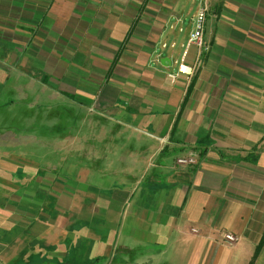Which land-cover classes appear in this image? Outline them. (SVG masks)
<instances>
[{
    "label": "crops",
    "instance_id": "obj_1",
    "mask_svg": "<svg viewBox=\"0 0 264 264\" xmlns=\"http://www.w3.org/2000/svg\"><path fill=\"white\" fill-rule=\"evenodd\" d=\"M210 6L203 51L179 0H0V106L48 90L77 108L56 135L3 133L0 195L21 196L29 223L0 226V264H250L264 236V0ZM40 139L45 151L29 148ZM48 140L51 183L36 181ZM6 151L27 152L18 165Z\"/></svg>",
    "mask_w": 264,
    "mask_h": 264
},
{
    "label": "rangeland",
    "instance_id": "obj_2",
    "mask_svg": "<svg viewBox=\"0 0 264 264\" xmlns=\"http://www.w3.org/2000/svg\"><path fill=\"white\" fill-rule=\"evenodd\" d=\"M211 1V0H210ZM179 4L180 6L183 8V12L185 14H188L189 16L193 15L197 9V5L199 7V0H179ZM210 10H211V6H210ZM210 13V11H209ZM209 15V14H208ZM184 23V22H183ZM185 25H189V22H185ZM192 26V25H191ZM36 30V29H34ZM206 30V29H205ZM204 40H205V35H204ZM39 41L37 40V38L34 37V35L30 36L29 39V43H28V48L26 44H23L24 46V51H29V53L33 56V58L30 59V75H36L38 68L36 66H34V64H37L38 61V53H40L41 51V46L38 45ZM209 43L205 40L204 44L202 47L203 51H208L210 46L208 45ZM14 51L17 52H21V48L22 45L21 43H14ZM28 49V50H27ZM20 50V51H19ZM9 63L14 64V68H18L19 70H23V65L22 66H17V64L19 65V63L21 62V60L18 58H16V54L13 57L12 60L8 59ZM25 71V70H24ZM47 81V80H46ZM8 96V100L11 98L12 100L9 101L8 103H6V101H2L0 107V113L2 118L5 120L6 122V127L0 128V133H5L6 131L10 132V130H14V131H18V129L20 127H30L33 128L34 130H38L40 129L39 132H41L40 134H45L47 132V134H57L58 132L61 131H65L67 126L69 127V120L67 118L64 117H68L70 116L72 119L74 118L73 112L75 110H77V108H75V106L73 105V103H70L69 99L67 96H62L61 97V101H57L52 100V92L47 90L46 93V98H42V93H37V92H21L19 93H6ZM37 94H39V98H37ZM28 97L29 98L27 100H20V97ZM36 98H35V97ZM51 97V98H50ZM37 99V100H36ZM39 99V100H38ZM10 103V104H9ZM9 104V105H7ZM75 110H74V109ZM61 111V114L63 117L59 116V113ZM42 116L46 117V123L38 122V119L41 118ZM55 118H57V122H55ZM59 120H62V123H59ZM45 132H44V130ZM46 134V135H47ZM48 137V136H47ZM5 138H8L7 136L0 135V145L1 144H5ZM13 141V148L16 147H20V145L22 144L21 142L26 141L27 139H21L20 137H13L12 139ZM45 140V139H44ZM11 141V140H10ZM34 140H31V144L29 146V148L34 149L35 151L38 150V147H40V151H45V149L43 148L42 142L43 139H40V142L38 143V141H35L33 143ZM69 145L70 143H68V141H62V147L63 150L65 149V151H69ZM10 146V144H9ZM47 148L51 149L50 154L46 156V161H45V171L49 172L47 173V176L43 179L41 177H39L38 179L36 178V181H46L47 183H51V171L54 170L53 167V162H52V151L54 148V141L52 140H48L47 142ZM11 157L16 158L18 156L17 159V163L18 165H20L22 163V157L21 155L27 151H23L21 153V151H6ZM21 153V154H20ZM1 154V153H0ZM2 156H0V160L2 161ZM17 164H14V168H16ZM257 176V173L255 172V177ZM23 183V182H22ZM257 191V190H255ZM5 192V191H4ZM3 191L1 192L2 195H0L1 197H10V201L8 203H4L2 204V202H0V226H9L12 223L14 224L15 227H22L23 225H27V223H29L27 220H29V218L26 216L25 219V215L26 211H23V208L26 206L25 203H22V197L21 196H17L16 192L15 195L13 196V190L9 189L7 194L4 193ZM2 200V198H0ZM15 199L17 200V202H13L12 200ZM264 202V201H263ZM28 205V204H27ZM264 205V203H263ZM261 205L260 207H256L258 208V211H261L260 209L262 208ZM262 215L264 214V210H262L260 212ZM31 221V218H30ZM263 242H264V236L262 237L260 243L257 245L260 246L261 250L260 253L258 254L255 262H257V264H264V251H262V246H263ZM256 247V248H257ZM256 250V249H255ZM258 260V261H257ZM256 264V263H255Z\"/></svg>",
    "mask_w": 264,
    "mask_h": 264
},
{
    "label": "built area",
    "instance_id": "obj_3",
    "mask_svg": "<svg viewBox=\"0 0 264 264\" xmlns=\"http://www.w3.org/2000/svg\"><path fill=\"white\" fill-rule=\"evenodd\" d=\"M210 11V0H199V7L192 16L193 28L189 34L187 45L196 44L198 47H202L204 44V35L207 24V17ZM174 45V44H173ZM167 43L163 44L166 47ZM197 162L195 156L179 157L177 163L181 165H192ZM225 240L229 242L237 241V237L233 233H226L224 236Z\"/></svg>",
    "mask_w": 264,
    "mask_h": 264
},
{
    "label": "trees",
    "instance_id": "obj_4",
    "mask_svg": "<svg viewBox=\"0 0 264 264\" xmlns=\"http://www.w3.org/2000/svg\"><path fill=\"white\" fill-rule=\"evenodd\" d=\"M117 60H118V56L115 59V61L113 62V66L115 65V63L117 62ZM260 250H261V248H260V246H258L257 249H256V251H255V253H254V255H253V258H252L250 264H255V260H256V258L258 256V254L260 253Z\"/></svg>",
    "mask_w": 264,
    "mask_h": 264
},
{
    "label": "water",
    "instance_id": "obj_5",
    "mask_svg": "<svg viewBox=\"0 0 264 264\" xmlns=\"http://www.w3.org/2000/svg\"><path fill=\"white\" fill-rule=\"evenodd\" d=\"M170 62L168 58H166L165 60H162L163 63Z\"/></svg>",
    "mask_w": 264,
    "mask_h": 264
},
{
    "label": "bare ground",
    "instance_id": "obj_6",
    "mask_svg": "<svg viewBox=\"0 0 264 264\" xmlns=\"http://www.w3.org/2000/svg\"><path fill=\"white\" fill-rule=\"evenodd\" d=\"M186 69V68H185Z\"/></svg>",
    "mask_w": 264,
    "mask_h": 264
}]
</instances>
